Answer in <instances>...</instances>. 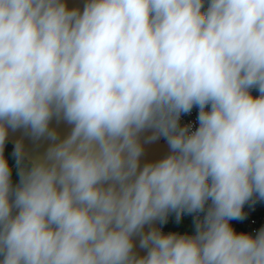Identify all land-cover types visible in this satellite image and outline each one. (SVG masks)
Masks as SVG:
<instances>
[{
  "label": "clouds",
  "instance_id": "obj_1",
  "mask_svg": "<svg viewBox=\"0 0 264 264\" xmlns=\"http://www.w3.org/2000/svg\"><path fill=\"white\" fill-rule=\"evenodd\" d=\"M258 201L264 0H0V264H264Z\"/></svg>",
  "mask_w": 264,
  "mask_h": 264
},
{
  "label": "water",
  "instance_id": "obj_2",
  "mask_svg": "<svg viewBox=\"0 0 264 264\" xmlns=\"http://www.w3.org/2000/svg\"><path fill=\"white\" fill-rule=\"evenodd\" d=\"M68 6L69 7H80L82 8L85 0H67ZM53 127H56L57 130L61 133V136L66 134V132L69 130L68 126L65 125L64 123L60 124H55L53 122ZM23 138L25 149L29 152L31 155H37V154H42L46 147L48 146L47 141H33L30 139L28 136L24 135L23 130H17L16 132H11L9 133L8 137V143L9 145L13 148L14 143L16 140ZM168 151L166 141L161 138L160 140L147 144L145 145V155L142 157V164L148 160H154L158 159L161 156L165 155ZM156 227L162 228V225L159 224V222L156 223ZM163 230V229H162ZM164 232H170L167 230H163ZM136 250L140 253L143 254V250L139 249L138 247V241H137V248Z\"/></svg>",
  "mask_w": 264,
  "mask_h": 264
},
{
  "label": "built area",
  "instance_id": "obj_3",
  "mask_svg": "<svg viewBox=\"0 0 264 264\" xmlns=\"http://www.w3.org/2000/svg\"><path fill=\"white\" fill-rule=\"evenodd\" d=\"M198 109L193 108L190 114H184L181 117V124L193 125V129L198 126L197 122ZM246 216L243 220H233L231 223L238 232H248L255 234L261 227H264V205L248 206L244 209ZM186 222H193L192 216H185L180 223L175 222L174 216L168 218V222L162 225V229L167 231H176L174 229H181L186 231L191 229ZM176 227V228H173ZM187 232V231H186Z\"/></svg>",
  "mask_w": 264,
  "mask_h": 264
},
{
  "label": "trees",
  "instance_id": "obj_4",
  "mask_svg": "<svg viewBox=\"0 0 264 264\" xmlns=\"http://www.w3.org/2000/svg\"><path fill=\"white\" fill-rule=\"evenodd\" d=\"M12 151H13V148L7 142V145H6V148H5V155H6L7 159L9 160L10 165L13 166V164L15 165V161H14V158L12 156ZM14 174H15L16 180H18V177L16 176V172H14ZM254 205H264V201H258ZM248 206H253V205H251V204L246 205L245 208H247Z\"/></svg>",
  "mask_w": 264,
  "mask_h": 264
},
{
  "label": "rangeland",
  "instance_id": "obj_5",
  "mask_svg": "<svg viewBox=\"0 0 264 264\" xmlns=\"http://www.w3.org/2000/svg\"><path fill=\"white\" fill-rule=\"evenodd\" d=\"M13 179H14V182L16 181V178H15V174H14V172H15V165L13 164ZM173 228H176V227H173ZM174 230H176V232H179V233H192L193 231H194V226L193 227H191V229H187L186 231H183V230H181V229H174Z\"/></svg>",
  "mask_w": 264,
  "mask_h": 264
},
{
  "label": "crops",
  "instance_id": "obj_6",
  "mask_svg": "<svg viewBox=\"0 0 264 264\" xmlns=\"http://www.w3.org/2000/svg\"><path fill=\"white\" fill-rule=\"evenodd\" d=\"M186 224H188V226H191V227L194 226V225H193V222H186Z\"/></svg>",
  "mask_w": 264,
  "mask_h": 264
}]
</instances>
